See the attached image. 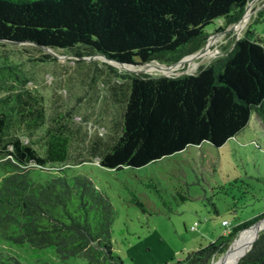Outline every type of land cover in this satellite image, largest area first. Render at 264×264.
Returning <instances> with one entry per match:
<instances>
[{"label":"trees","instance_id":"1","mask_svg":"<svg viewBox=\"0 0 264 264\" xmlns=\"http://www.w3.org/2000/svg\"><path fill=\"white\" fill-rule=\"evenodd\" d=\"M251 1L0 0V46L29 44L78 58L171 66L205 48L211 36L207 27L214 21H223L217 33L239 23ZM261 23L264 7L231 48L223 45L222 55L193 74H120L109 66L116 78L126 81L127 94L121 134L101 156L100 166L140 169L206 142L220 148L254 114L264 127V39L253 29ZM7 60L0 57L1 104L3 93L26 80ZM37 60L55 61L50 54ZM13 113L11 106H0V156L5 159L0 171L7 174L0 183V237L36 250L53 248L62 260L83 257L87 264H122L112 244L116 208L90 177L34 178L36 170L63 173L71 146L64 129L46 131L45 153L40 155L31 141L12 134V120L21 121L18 110ZM44 120L42 115L29 120V134L41 129ZM49 165L56 166L47 169ZM262 220L264 213L176 264H212ZM258 235L238 264H264V231ZM0 264L24 263L0 252Z\"/></svg>","mask_w":264,"mask_h":264},{"label":"rangeland","instance_id":"2","mask_svg":"<svg viewBox=\"0 0 264 264\" xmlns=\"http://www.w3.org/2000/svg\"><path fill=\"white\" fill-rule=\"evenodd\" d=\"M263 7L264 0H252L248 21L224 32H215L223 21H214L207 27L211 35L209 55L189 59L172 69L150 66L162 65L155 62L129 68L134 73L101 56L78 58L66 51H38L29 44L0 46V57L12 62V69L26 79L1 96V107L11 106L13 115L19 112L21 121L12 120V134L21 136L25 143L31 141L40 155L45 153L47 130L64 129L71 139L70 160L63 173L36 170L35 180L60 174L90 177L116 208L112 244L122 264H176L235 226L263 214L264 127L254 114L248 126L220 148L206 142L144 168H102L101 156L121 134L127 94L126 81L116 78L109 66L120 74H193L222 55L223 45L231 48ZM253 29L264 39V23ZM45 54L55 61L39 62L37 59ZM41 115L45 117L44 126L29 134L26 124ZM2 161L5 159L0 156V165ZM6 175L0 171V183ZM231 250L212 264L225 260ZM0 252L24 264H87L83 257L62 260L53 248L36 250L2 237Z\"/></svg>","mask_w":264,"mask_h":264},{"label":"bare ground","instance_id":"3","mask_svg":"<svg viewBox=\"0 0 264 264\" xmlns=\"http://www.w3.org/2000/svg\"><path fill=\"white\" fill-rule=\"evenodd\" d=\"M248 18H249V10L247 11L242 22L246 23L248 21ZM190 60H192V59H190ZM150 66L160 67L157 65H150ZM127 67L128 68H135V66L134 67L126 66V69H127ZM168 75H170V74H168ZM263 229H264V221L261 222L260 224L256 225V226L244 231L242 233V235L240 236V238L238 239L237 245H235V247L231 250V252L228 254L226 259L219 262V263H214V264H237L239 262V260L244 256V254H246L250 250V248L252 247V245L255 241V237ZM252 240H253V242H252ZM251 242H252V244L250 245ZM249 245H250V247L248 248Z\"/></svg>","mask_w":264,"mask_h":264},{"label":"water","instance_id":"4","mask_svg":"<svg viewBox=\"0 0 264 264\" xmlns=\"http://www.w3.org/2000/svg\"><path fill=\"white\" fill-rule=\"evenodd\" d=\"M247 11H248V7H247V10H246V13H247ZM246 15V14H245ZM245 15H244V17H245ZM244 17L242 18V20L239 22V23H237V24H235V25H233V26H236V25H238V24H240L242 21H243V19H244ZM235 28V27H234ZM210 39V38H209ZM210 40H208V42H207V45L205 46V48L202 50V51H200L199 53H197V54H194V55H192V56H189V57H186L185 59H183L181 62H179V63H183L184 61H187V60H189V59H195V58H198V57H201L204 53H205V51L208 49V46H209V42ZM45 50H49V49H46L45 48ZM101 57H103V56H101ZM103 58H105V59H107L106 57H103ZM108 61H110V62H114V61H111V60H109V59H107ZM115 63H117V62H115ZM155 63V62H154ZM178 63V64H179ZM119 65H121L122 67H125V70L126 71H128V72H134V71H131V70H128V69H126V66H135V67H137L138 65H126V64H121V63H118ZM146 65V64H145ZM177 64H175V65H171V66H167V65H161L160 67H164V68H167V69H171V68H174L175 66H176ZM141 66H143V65H141ZM134 73H136V72H134ZM164 76H166V77H169L170 75H168V74H165ZM264 220H262V221H259L258 223H256L255 224V226L256 225H258V224H260L261 222H263ZM254 227V226H253ZM252 228V227H251ZM250 229V228H249ZM248 230V229H247ZM244 232V231H243ZM259 236V235H258ZM257 236V237H258ZM253 246V245H252ZM252 248V247H251ZM250 248V249H251ZM250 251V250H249ZM248 251V252H249ZM244 255H246V254H244ZM238 264V263H237Z\"/></svg>","mask_w":264,"mask_h":264},{"label":"built area","instance_id":"5","mask_svg":"<svg viewBox=\"0 0 264 264\" xmlns=\"http://www.w3.org/2000/svg\"><path fill=\"white\" fill-rule=\"evenodd\" d=\"M228 224H229V223H228L227 221H224V222H223V225H224V226H228ZM193 228H195V227H193Z\"/></svg>","mask_w":264,"mask_h":264},{"label":"crops","instance_id":"6","mask_svg":"<svg viewBox=\"0 0 264 264\" xmlns=\"http://www.w3.org/2000/svg\"><path fill=\"white\" fill-rule=\"evenodd\" d=\"M208 53H209V51H208V50H206L204 54H208ZM208 55H209V54H208Z\"/></svg>","mask_w":264,"mask_h":264}]
</instances>
